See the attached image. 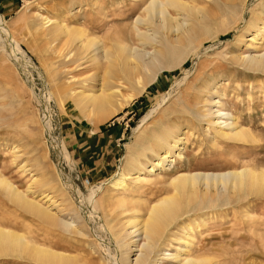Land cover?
<instances>
[{"label": "rangeland", "instance_id": "obj_1", "mask_svg": "<svg viewBox=\"0 0 264 264\" xmlns=\"http://www.w3.org/2000/svg\"><path fill=\"white\" fill-rule=\"evenodd\" d=\"M259 1L245 0V7L231 1L236 11L229 14L221 0H195L209 17V34L195 33L183 51L184 60L168 58L159 69L126 83L104 79L103 71L86 57L67 63L74 59L71 53L69 60L64 57L72 48L70 40L46 36L40 15L82 26L105 46L131 32L129 44L140 48L129 26L140 11L133 5L136 0H0V17L20 50L0 32V179L24 190L32 173L49 176L69 199L59 218L71 222L65 226L41 220L15 204L0 183V225L23 234L29 243L66 253L72 264H115L129 238L119 225L127 215L123 208H133L129 213L137 215V209L145 210V204L170 194L169 181L176 173L219 172L243 165L264 170V71L246 70L234 61L252 51L236 37L244 25L239 18L248 20ZM145 48L150 51V46ZM103 79L119 83L114 98L118 107L112 103L107 110L83 111L73 103V91L99 88ZM212 101H220L221 111L237 117L254 141L222 137L212 124L199 119L196 112L216 108ZM165 124L189 129L182 157L173 156L172 166L159 172V178L149 176L140 189L113 190L108 181L123 169L127 156L141 152L152 129ZM14 146L20 150L18 158ZM152 158L148 150L140 156L145 164ZM97 186L98 205L89 212L86 196ZM246 194L182 212L153 251L150 258L155 263L149 264H172L162 253L184 246L177 237L186 223L185 230L193 235L192 256H208L216 264H264V193ZM0 264L44 263L26 255L1 254Z\"/></svg>", "mask_w": 264, "mask_h": 264}, {"label": "bare ground", "instance_id": "obj_2", "mask_svg": "<svg viewBox=\"0 0 264 264\" xmlns=\"http://www.w3.org/2000/svg\"><path fill=\"white\" fill-rule=\"evenodd\" d=\"M221 1L224 2L229 14H234V11H236L234 6L236 5L231 2L234 0ZM238 1L245 7V4H243L245 0ZM227 2L230 3L228 4ZM133 5L135 7L138 6L140 11L130 21L129 26L130 30L133 31V35L136 36L135 39L141 46L140 48H134L129 44L128 40L129 36L132 35L131 32H123L120 36L110 39V45L105 46L98 37L89 36L82 26L76 24L67 25L62 19H52L43 15H40V18L43 21L44 34L46 36L49 35L52 39L66 36L70 40L72 48L64 57H66L65 60H69V54L71 53L74 59L67 63H74L81 60L82 57H86L87 60L95 64L94 66L97 70L101 69L103 71L104 79L113 78L112 80L115 81L114 78H116L126 83L139 78L142 72L147 73V71L159 69L161 63L168 58L178 57L184 60L183 55L187 52L183 53V51L189 44L191 45V38L194 37L195 33L200 30H204L207 33L210 31V27L207 26L209 17L204 8L197 7L195 0H136ZM226 15V17L230 16ZM129 16H126L127 19ZM239 19L244 25L243 31L239 33L236 39L243 42L246 48H251L252 51L248 54H240L233 59L246 70L263 72L264 49H261V46L264 41V0L259 1L248 20L243 17ZM0 32L10 38L9 42H11L12 45H10L13 49L19 50L17 42L9 33L1 17ZM245 32L249 33L248 37H245ZM2 39L4 40V38ZM147 46H150V51L145 48ZM178 58L176 59L180 62ZM115 73H118L119 76L115 77ZM96 77L98 79L101 76L97 74ZM104 79L103 84L102 82L98 83L99 88L81 87L83 89L73 91L71 93L73 103L83 111L86 109L99 111L115 103L114 98L119 94V87H117L119 83L113 85ZM120 84L122 83L120 82ZM219 102L212 101L211 104L216 107L215 109L209 108L201 113L199 111V113L196 112V115L199 119L212 124L214 131L222 137L245 141L249 139L248 141H250L253 135L237 121V117L229 112L221 111ZM44 113L45 111L43 112V118L45 116ZM48 122L49 120L47 121V126ZM188 131L187 127L171 124H165L158 130L152 129L150 141L144 144L143 150L132 155L129 154L123 169L116 172L115 176L108 181V185L113 190L128 192L132 188L140 189L143 184L147 183L151 175H156L159 178L161 176L159 172L168 170L172 166L173 156L182 157V148L187 141L186 135ZM252 140L254 141V139ZM13 150L15 158H18L20 154L17 153L20 150L17 146H14ZM147 150L152 153L153 158L149 159L148 163L145 164L140 160V156ZM62 151L61 154L66 156L65 150ZM21 168L24 171L28 170L25 162L21 165ZM258 170L255 171L253 167L243 165L240 168L219 172L181 171L176 173L169 181L173 189L170 194L163 195L150 204H145V210L137 209V215L129 213L133 208H123L122 213L127 215L119 225L124 228L122 230H124V234L126 232L125 235H128L129 238L125 242V252L119 260H115V264L155 263L153 258L152 260L150 258L154 254L153 251L156 247H160L163 234L178 222L177 220L182 212L185 214L189 209L193 210L199 206L206 207L215 201L222 200V202H226L230 197L236 198L244 193H264V170ZM31 176V182L24 190L18 189L5 179H0V183L4 185L10 199L24 210L47 223L49 222V224L61 223L65 226L70 225L71 222L59 218L64 206L69 205L67 203L69 199L62 188L58 187L47 175H35L32 173ZM87 183L88 181L86 180ZM37 186L40 189H37ZM41 186H47V190H41ZM48 188H52V190H48ZM100 189L101 186L91 187L90 193L86 196V202L90 204L89 212H93L98 205L96 193ZM115 198L114 201H123ZM188 225L186 223L180 227L183 233L180 237H177V240L183 242L184 246L178 247L177 251L173 253L164 251L162 253L163 258L170 260L172 264H216L212 262L213 258L211 259L208 256H192L190 254L193 235L191 236L189 231L185 230ZM194 225L196 224L194 223ZM113 236L117 240V236L115 234ZM132 252H134L132 254L134 257L130 259L129 254ZM1 254L23 255V257L26 255L35 260V262L44 264H72L73 260L66 253L55 251L48 246L29 243L23 234L0 225ZM156 264H160V262Z\"/></svg>", "mask_w": 264, "mask_h": 264}]
</instances>
